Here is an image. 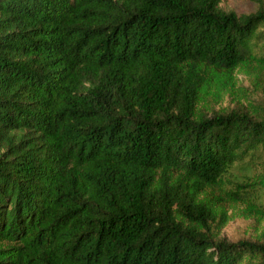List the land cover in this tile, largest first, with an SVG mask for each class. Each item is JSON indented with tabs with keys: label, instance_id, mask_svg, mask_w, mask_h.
Returning a JSON list of instances; mask_svg holds the SVG:
<instances>
[{
	"label": "trees",
	"instance_id": "16d2710c",
	"mask_svg": "<svg viewBox=\"0 0 264 264\" xmlns=\"http://www.w3.org/2000/svg\"><path fill=\"white\" fill-rule=\"evenodd\" d=\"M223 1L0 0V264H264V109L202 106L264 80V8Z\"/></svg>",
	"mask_w": 264,
	"mask_h": 264
},
{
	"label": "rangeland",
	"instance_id": "374dc122",
	"mask_svg": "<svg viewBox=\"0 0 264 264\" xmlns=\"http://www.w3.org/2000/svg\"><path fill=\"white\" fill-rule=\"evenodd\" d=\"M260 7L264 8V0H224L222 3L223 9L239 14L252 13ZM208 100L209 103L204 101L202 106L209 111L210 115L231 112L255 114L257 108L264 109V80L255 83L253 76L241 71L234 88L225 90L221 94H212ZM248 168H252L253 173L264 176V148L258 150L255 157L247 163L236 165L234 171L242 175ZM240 208H242L241 205H235L230 212L236 215ZM260 229L261 224L257 223L254 216L250 218L236 216L222 230L219 239L227 242L255 241L259 237Z\"/></svg>",
	"mask_w": 264,
	"mask_h": 264
}]
</instances>
